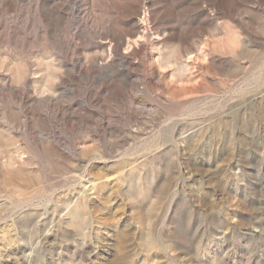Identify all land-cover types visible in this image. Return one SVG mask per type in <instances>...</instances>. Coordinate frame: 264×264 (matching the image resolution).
<instances>
[{
  "label": "rangeland",
  "instance_id": "obj_1",
  "mask_svg": "<svg viewBox=\"0 0 264 264\" xmlns=\"http://www.w3.org/2000/svg\"><path fill=\"white\" fill-rule=\"evenodd\" d=\"M0 264H264V0H0Z\"/></svg>",
  "mask_w": 264,
  "mask_h": 264
},
{
  "label": "bare ground",
  "instance_id": "obj_2",
  "mask_svg": "<svg viewBox=\"0 0 264 264\" xmlns=\"http://www.w3.org/2000/svg\"><path fill=\"white\" fill-rule=\"evenodd\" d=\"M141 36H142V34H141Z\"/></svg>",
  "mask_w": 264,
  "mask_h": 264
}]
</instances>
